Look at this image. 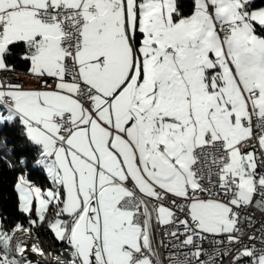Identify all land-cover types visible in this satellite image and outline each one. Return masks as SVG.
<instances>
[{
  "label": "snow or ice",
  "instance_id": "6c2138e0",
  "mask_svg": "<svg viewBox=\"0 0 264 264\" xmlns=\"http://www.w3.org/2000/svg\"><path fill=\"white\" fill-rule=\"evenodd\" d=\"M5 168L0 264H264V0H0Z\"/></svg>",
  "mask_w": 264,
  "mask_h": 264
},
{
  "label": "trees",
  "instance_id": "16d2710c",
  "mask_svg": "<svg viewBox=\"0 0 264 264\" xmlns=\"http://www.w3.org/2000/svg\"><path fill=\"white\" fill-rule=\"evenodd\" d=\"M20 70L23 72V67ZM14 180V173L9 172L6 168L0 171V212L8 217L9 225L17 219H23L17 212L16 194L13 190ZM33 180L41 185L46 183L38 174L33 175Z\"/></svg>",
  "mask_w": 264,
  "mask_h": 264
},
{
  "label": "built area",
  "instance_id": "2783aa9c",
  "mask_svg": "<svg viewBox=\"0 0 264 264\" xmlns=\"http://www.w3.org/2000/svg\"><path fill=\"white\" fill-rule=\"evenodd\" d=\"M260 215V213L259 212H257V216H259Z\"/></svg>",
  "mask_w": 264,
  "mask_h": 264
}]
</instances>
